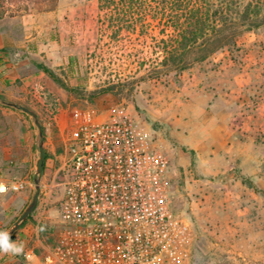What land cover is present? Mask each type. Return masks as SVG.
<instances>
[{
    "label": "rangeland",
    "instance_id": "1",
    "mask_svg": "<svg viewBox=\"0 0 264 264\" xmlns=\"http://www.w3.org/2000/svg\"><path fill=\"white\" fill-rule=\"evenodd\" d=\"M54 10L66 24L72 19L89 17L87 23H79L82 28L74 37L69 30L61 35L66 43L73 40L70 41V48L75 52L71 60L76 63L75 74L55 68L71 85L81 86L82 93L75 95L62 87L69 97L63 100L56 96L60 108L55 119L49 118L34 98L27 102L0 98V126L10 124L18 127L23 124L36 131L34 156H30V150H26L25 159L12 174L26 177L32 182L29 197L25 199L27 189L4 194L0 199V230L8 231L15 223L16 216L32 200L37 177L35 158L39 157V146L43 142L48 159L40 179L39 202L27 222L15 231L12 240L22 242L24 248L35 246L40 253L44 252V245L54 244L61 230L59 213L64 196L62 165L75 125L73 109L94 110L101 118L126 112L140 120L157 145L169 156L168 180L172 206L190 223L195 236L192 264H264V261L256 263L251 253L241 247L238 203L228 198L231 194L226 192L224 184L238 191L236 181L240 179L261 195H264V189L248 177L241 176L236 168L231 180L224 178L228 173L214 176L201 173L196 164L195 151L185 143L188 130L186 120L179 121L180 118L176 117L185 113L183 111L188 106L186 99L194 96L196 103H201L203 99L202 93L184 91L185 86L196 83L188 79L191 69H199V79L203 84L207 81L203 66L218 67L225 58L224 55L217 56L222 52H226V57L237 64L246 57L247 48H256L258 57V50L264 49V26L240 35L235 46L214 53L190 69L181 73L165 70L156 76L153 69L159 66V59L163 56L162 41L172 38V22L168 14H163L156 0H139L131 7L120 0L111 4L100 0H59ZM9 12L2 17L12 16ZM13 12L17 15L24 11ZM215 54L216 60L213 58ZM106 88L108 90L101 92ZM176 99L178 102L173 103ZM20 105L34 110L36 116L25 112ZM61 114L68 118L63 129L60 128ZM36 119L45 128V140H42ZM182 121H185L184 124ZM230 201L233 206H227ZM38 221L39 238L31 227ZM43 224L51 227L47 235L41 233ZM0 264L26 262L19 255L0 253Z\"/></svg>",
    "mask_w": 264,
    "mask_h": 264
},
{
    "label": "built area",
    "instance_id": "2",
    "mask_svg": "<svg viewBox=\"0 0 264 264\" xmlns=\"http://www.w3.org/2000/svg\"><path fill=\"white\" fill-rule=\"evenodd\" d=\"M55 119L59 99L43 84L29 90ZM62 165L64 196L56 242L19 255L26 264H192L194 232L172 206L170 159L144 125L126 112L101 118L74 108ZM32 186L0 167V199ZM40 222L32 225L39 238ZM36 262V263H35Z\"/></svg>",
    "mask_w": 264,
    "mask_h": 264
},
{
    "label": "crops",
    "instance_id": "3",
    "mask_svg": "<svg viewBox=\"0 0 264 264\" xmlns=\"http://www.w3.org/2000/svg\"><path fill=\"white\" fill-rule=\"evenodd\" d=\"M54 8L32 9L0 18V94L4 97L27 102L33 99L29 90L36 84H43L52 96L59 95L63 100L69 97L36 67L33 59L40 58L54 68L75 74L76 63L71 61L75 52L70 48L73 40L66 43L61 35L69 30L74 37L82 28L79 23H87L89 17L72 19L68 25L54 13ZM258 51L257 57L256 48H247L246 57L238 64L227 58L226 52L215 54V60L216 55L225 58L218 67L203 66L207 78L203 84L199 69L192 68L188 79L196 83L185 86L184 91L202 93V102L196 103L192 96L186 99L188 106L182 118L175 115L179 121L186 120L185 143L195 151L201 173L207 176L228 173L224 178L231 180L236 168L241 176L264 189V49ZM60 118L63 129L68 118L62 114ZM0 130V167L6 176L12 177L25 159L26 150L34 156L36 131L23 124L18 127L5 124ZM236 183L238 191L224 186L231 194L228 198L238 203V238L241 247L259 263L264 261V195L240 179ZM29 192L30 188L25 191V199ZM228 204L233 206L231 201Z\"/></svg>",
    "mask_w": 264,
    "mask_h": 264
},
{
    "label": "trees",
    "instance_id": "4",
    "mask_svg": "<svg viewBox=\"0 0 264 264\" xmlns=\"http://www.w3.org/2000/svg\"><path fill=\"white\" fill-rule=\"evenodd\" d=\"M100 1L111 4L115 0ZM120 1L131 7L139 0ZM57 2L58 0H0V17L9 11L10 15H14L13 11L50 10ZM156 2L163 9V14H168L172 22V38L162 41L163 56L159 59V66L153 69L156 76H160L165 70L181 73L190 69L214 53L235 46L240 35L264 26V0H156ZM33 62L67 91L75 95L82 93L81 86L71 85L45 61L34 58ZM106 90L108 88L102 89L101 92ZM0 98L5 99L1 94ZM43 133L42 140H45V128ZM47 159L46 149L45 166ZM22 212L16 216L14 222ZM30 217L31 215L27 220ZM50 229L48 224H43L41 233L47 235ZM11 238H14V234Z\"/></svg>",
    "mask_w": 264,
    "mask_h": 264
},
{
    "label": "water",
    "instance_id": "5",
    "mask_svg": "<svg viewBox=\"0 0 264 264\" xmlns=\"http://www.w3.org/2000/svg\"><path fill=\"white\" fill-rule=\"evenodd\" d=\"M14 106H19L17 103H12ZM20 107L27 113L36 116V112L29 108L28 106L20 105ZM36 124L39 127L40 134L43 135V128L40 124L39 120L36 119ZM45 160H46V149L44 146V143L42 142L39 146V157L37 159V177L35 178V192L33 194L31 202L28 204V206L25 208V210L22 212V214L19 216V218L15 221L13 226L8 230L10 235L12 236L17 229L20 228L22 223L27 220L29 215L33 212V210L36 208L39 202L40 193H41V175L45 168Z\"/></svg>",
    "mask_w": 264,
    "mask_h": 264
},
{
    "label": "clouds",
    "instance_id": "6",
    "mask_svg": "<svg viewBox=\"0 0 264 264\" xmlns=\"http://www.w3.org/2000/svg\"><path fill=\"white\" fill-rule=\"evenodd\" d=\"M0 253L21 255L24 253V245L13 241L8 231L0 230Z\"/></svg>",
    "mask_w": 264,
    "mask_h": 264
}]
</instances>
